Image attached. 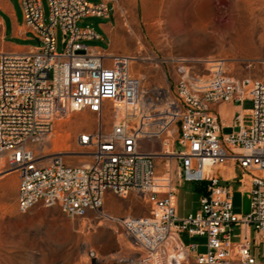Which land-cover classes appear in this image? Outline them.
<instances>
[{"label": "built area", "instance_id": "1", "mask_svg": "<svg viewBox=\"0 0 264 264\" xmlns=\"http://www.w3.org/2000/svg\"><path fill=\"white\" fill-rule=\"evenodd\" d=\"M20 4L38 46L29 53L0 51V158L18 173L19 210L43 204L70 218L93 213L99 223L112 221L142 250L143 263H163L174 242L186 254L170 257L171 264H264V82L237 78L226 60L216 59L205 62L208 75L192 76L181 65L169 88L144 90L133 75L134 58L88 46L102 37L78 26L82 18H107L109 2L47 0L48 16L43 0ZM245 101L251 108L235 117L239 130L222 134L215 106ZM84 110L98 116L97 130L77 138L86 163L69 165L37 149L57 122ZM229 160L258 172L248 212L237 213L230 187L206 174ZM188 182L205 189L199 210L179 219L177 194ZM109 192L122 199L136 192L150 214H110L104 210ZM182 233L206 237V250L185 245Z\"/></svg>", "mask_w": 264, "mask_h": 264}, {"label": "rangeland", "instance_id": "2", "mask_svg": "<svg viewBox=\"0 0 264 264\" xmlns=\"http://www.w3.org/2000/svg\"><path fill=\"white\" fill-rule=\"evenodd\" d=\"M104 1L109 2L120 31L111 49L116 47L117 54L134 58L133 75L141 80L144 90L169 88L180 79L181 65L187 66L192 76L208 75L205 62L216 59L226 60L229 72L237 78L251 77L264 82V45L260 46V33L254 38L236 33L248 16L245 8L252 12L253 21L259 23L264 18V0ZM43 3L48 16L47 0ZM107 21L104 17H86L79 20L78 26L99 29ZM58 38V51L62 52L60 32ZM86 44L110 48L108 42L100 40ZM245 107L251 108V104L246 102ZM105 121L104 128H110L112 119L108 113ZM97 128V114L89 110L74 112L57 122L50 142L37 145V149H44L49 156L62 157L66 164L82 165L87 160L85 151L77 145V138ZM207 168V176L215 175V170ZM18 185L17 171L6 156L1 157L0 264H148L143 263L144 253L121 226L112 221L99 223L93 213L85 218H70L59 206L43 204L22 213L18 208ZM202 187L203 183L181 184L177 194L179 219L199 210ZM234 203L242 211L247 209L249 200L235 192ZM104 210L114 216L150 214L149 204L136 192L126 199L109 192ZM234 233L239 234L236 226ZM181 240L186 245L197 244L198 252L206 250V237L182 233ZM178 250L174 245L168 249L161 264H171L170 257L177 255ZM92 251L95 257H91Z\"/></svg>", "mask_w": 264, "mask_h": 264}, {"label": "crops", "instance_id": "3", "mask_svg": "<svg viewBox=\"0 0 264 264\" xmlns=\"http://www.w3.org/2000/svg\"><path fill=\"white\" fill-rule=\"evenodd\" d=\"M107 19L108 21L106 23L100 24L99 29H94L102 37L100 41L108 42L110 48L106 50L99 46L94 47L102 51L117 54L119 53L117 48L114 47L112 50L111 44L112 42L116 44L120 36L118 21L112 13L109 14ZM37 46L38 42L34 34L24 21L20 0H0V51L29 53L35 51ZM246 102L251 104L250 101H245L241 105L236 103H222L215 106V111L220 118L222 134H232L239 130V124L235 121V117L238 113L247 115L250 107H245ZM207 169L215 170V176L219 177L230 187L233 194V203L235 192H240L242 196L248 198V207L242 211H239L234 203V209L237 213L248 212L250 209L253 177L258 172L256 170H243L233 160H229L224 165L208 167Z\"/></svg>", "mask_w": 264, "mask_h": 264}, {"label": "bare ground", "instance_id": "4", "mask_svg": "<svg viewBox=\"0 0 264 264\" xmlns=\"http://www.w3.org/2000/svg\"><path fill=\"white\" fill-rule=\"evenodd\" d=\"M244 11L248 16H245V19L244 20L242 19L243 21L241 20L242 21L241 26L239 27V29H237L236 33H238L242 36L250 35L251 38H254L255 35L260 33L259 43H260V46L264 45V18H261L260 22L257 23L258 21L255 22L250 18V16H252L251 11H249L247 8H245ZM263 11H264V9H263ZM262 13L263 12H261V14ZM254 18H255V16H254ZM254 44H256V43L254 42ZM50 139H51V137L49 139H47L46 141H44L43 143L48 142V141L50 142ZM41 150L45 151L44 149H41ZM174 244H176L178 246V243L170 242L168 245V249L173 248ZM178 247L181 249L179 251H177V255H173L171 257L175 256L178 260H181L185 256L186 253L183 251L182 246H178Z\"/></svg>", "mask_w": 264, "mask_h": 264}, {"label": "trees", "instance_id": "5", "mask_svg": "<svg viewBox=\"0 0 264 264\" xmlns=\"http://www.w3.org/2000/svg\"><path fill=\"white\" fill-rule=\"evenodd\" d=\"M204 189H205V187H202V188L199 190V194H200V195L204 192Z\"/></svg>", "mask_w": 264, "mask_h": 264}]
</instances>
